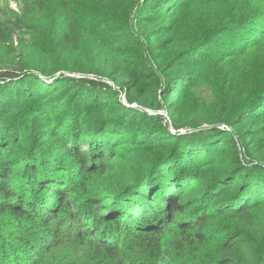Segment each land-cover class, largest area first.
<instances>
[{"label": "rangeland", "instance_id": "374dc122", "mask_svg": "<svg viewBox=\"0 0 264 264\" xmlns=\"http://www.w3.org/2000/svg\"><path fill=\"white\" fill-rule=\"evenodd\" d=\"M29 2L33 10L25 15L19 6L10 8L7 0H0V23L20 19L10 45L0 43L2 72L28 69L35 64L32 57L54 73L43 78L31 70L26 77H0V131L13 130L9 113L14 100H19L23 114L17 132L29 138L21 146L24 154L35 149L40 155L54 152L60 158L62 151L52 132L63 129V116L73 112L71 107L80 109L77 102L84 100L95 136H101V127L106 126L121 142L115 149V164L98 178L99 188L129 174L132 180L121 184L140 181L150 197L154 189L175 192L185 203L201 192L207 195L209 178L223 169H251L253 176L264 178V165L256 159L264 156V0ZM64 32L69 34L62 37ZM55 85L53 93H67L70 107L58 105L54 98L46 110L32 92L46 93ZM26 88L31 95L22 92ZM53 113L61 118L54 121ZM45 117L51 120L47 128L40 126ZM68 132L69 127L64 130ZM122 135L124 141L118 138ZM18 136H12V143ZM156 158L163 162L153 166ZM199 177L205 180L197 186ZM255 181L245 187L254 194L263 190ZM17 190L22 194V185ZM216 200L213 193L201 211L213 215ZM230 207L213 217L219 219L218 226L236 229L242 220L227 213ZM191 214L188 208L176 220L189 221ZM254 215L255 240L264 241V204ZM15 229L9 226L8 233H0V256L16 253L11 236ZM204 231L210 234L208 228ZM166 244L171 253L191 250V243L176 230ZM42 253H48L45 264H90L78 241H64Z\"/></svg>", "mask_w": 264, "mask_h": 264}, {"label": "trees", "instance_id": "16d2710c", "mask_svg": "<svg viewBox=\"0 0 264 264\" xmlns=\"http://www.w3.org/2000/svg\"><path fill=\"white\" fill-rule=\"evenodd\" d=\"M18 6L25 15L33 10L29 0H19ZM19 22L20 19L15 18L0 23V43L6 47L10 45L20 27ZM68 34L64 32L62 37ZM29 59L35 64L28 69L19 72H2L0 69V77L25 76L31 70L43 78L52 75L53 72L42 69L48 68L42 61ZM55 87L57 85L46 93L38 89L32 92L37 93L38 102L45 105L46 110L50 109L47 103H54V98H58V105L70 107L67 93H53ZM22 92L31 95V89ZM15 101L9 113L13 130L0 131V233H8L9 226L16 227L11 235L16 253L0 256V264H45L48 253L42 251L50 252L64 241H78L84 246L88 253L84 255L86 263L90 264H264V253L261 255L264 241L255 240L251 225L255 212L264 204V178L253 176L254 170L223 169L209 178L207 195L201 192L185 203L175 192L158 193L154 189L150 197L144 193L140 181L132 185L121 184L124 180H132L129 174L112 186L99 188L97 182L115 164V149H119L121 142L107 131L106 126L94 127L102 130H99L101 136H95L91 130L93 123H87L83 109L85 101L77 102L82 106L80 109L76 111L71 107L73 112L63 116L60 127L64 130L69 127L67 134L63 129L52 132L51 138L62 151V158L54 152L40 155L35 149L30 155L24 154L21 146L29 138L17 132L23 112L18 110L22 103ZM55 109L59 108L55 106ZM59 118L55 115L53 119L58 121ZM44 119L40 126L47 128L51 120ZM33 122L39 125L35 117ZM15 134L19 136L14 144L12 136ZM118 138L125 140L123 135ZM256 159L264 165V156ZM162 162L156 158L152 165ZM197 179V186L205 180ZM252 179L262 191L254 194L245 189L247 184H252ZM20 185L22 194L17 190ZM116 188L121 191L117 193ZM31 189L37 194H27ZM213 193L217 194L214 208L218 209L213 215L223 212L225 206H231L227 213L234 212L242 220L238 228L218 226V218L201 211L200 207ZM189 194L186 192V197ZM188 208L192 212L189 221L176 220ZM209 220L216 222L214 226L206 225ZM206 228L209 235L204 234ZM174 230L181 232L191 243L190 252H167V237Z\"/></svg>", "mask_w": 264, "mask_h": 264}, {"label": "built area", "instance_id": "2783aa9c", "mask_svg": "<svg viewBox=\"0 0 264 264\" xmlns=\"http://www.w3.org/2000/svg\"><path fill=\"white\" fill-rule=\"evenodd\" d=\"M8 6L10 8H17L18 7V1L17 0H7Z\"/></svg>", "mask_w": 264, "mask_h": 264}]
</instances>
